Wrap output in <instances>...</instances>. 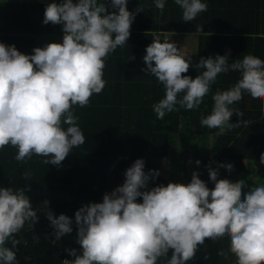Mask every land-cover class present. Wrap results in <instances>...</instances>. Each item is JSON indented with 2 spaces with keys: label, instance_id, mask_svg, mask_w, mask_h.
<instances>
[{
  "label": "clouds",
  "instance_id": "9594fccd",
  "mask_svg": "<svg viewBox=\"0 0 264 264\" xmlns=\"http://www.w3.org/2000/svg\"><path fill=\"white\" fill-rule=\"evenodd\" d=\"M38 2L45 3L44 25H62V43L35 47L29 55L14 44L0 42V151L12 147L17 150V162L38 156L42 163L60 167L74 148L85 143L75 107L88 106L93 95L103 92L109 56L128 43L136 14L145 9L139 4L130 12L129 0H110L112 11L104 0ZM174 3L182 10L183 22L195 21L208 10L202 0ZM154 4L165 10V0H154ZM196 31L202 32V25ZM145 53L141 71L155 77L165 90L152 106L158 120L178 110L177 105L198 109L217 77L228 72H238L240 78L227 90L216 89L211 113L201 117L202 127L219 129L217 136L248 127V120L230 123L234 113L244 115L233 105L245 94L264 103V60L257 56L249 54L232 63L230 50L225 55L201 57L195 65L199 74L193 79L184 75L192 67V56L175 42L161 41L153 34ZM134 59L131 55L129 60ZM211 163L216 162L206 167L213 188L200 178L199 171H193L187 184L169 182L149 189L150 180L161 173L145 172V161L136 159L124 172L123 184L106 192L102 202L80 207L74 221L63 213L56 216L44 200V215L56 240L73 233L75 223L80 248L64 249L73 259L63 264H187L206 239L215 242L225 237L228 252L221 250L219 256L227 260L231 253L235 264H264V185L249 187L245 180L218 178L220 168L231 173L234 165L217 163L213 168ZM260 164L264 165V153ZM22 175L27 180L31 173ZM28 191L30 185L0 186V264H18L16 236L26 224L29 230L34 228L39 219ZM33 240L39 243V236ZM9 242L11 247L6 246ZM203 258L209 259L207 254Z\"/></svg>",
  "mask_w": 264,
  "mask_h": 264
},
{
  "label": "trees",
  "instance_id": "16d2710c",
  "mask_svg": "<svg viewBox=\"0 0 264 264\" xmlns=\"http://www.w3.org/2000/svg\"><path fill=\"white\" fill-rule=\"evenodd\" d=\"M104 2L112 11L110 0ZM202 2L207 3L208 10L199 14L195 21L183 22L182 10L174 0H165L163 12L155 8L154 0H129L127 7L130 12L135 11L139 4L145 11L136 14L128 43L109 56L104 70L107 85L103 92L93 95L88 106L75 107L85 143L74 148L60 167L46 165L38 156H33L26 163L17 162L14 159L17 150L12 147L0 151V186L16 189L30 185L31 191L26 195L39 216L34 228L29 230L26 224L16 236L20 241L18 264H63L66 258L73 259L64 249L80 248L76 242L75 223L73 233L56 240L54 230L44 215L43 201L50 202L49 208L56 216L63 213L74 221L75 212L80 207L102 202L106 192L110 193L122 185L124 172L136 159L145 161V172L159 170L161 173L154 181L150 180L149 189L161 184L166 186L169 182L181 183L177 177L175 179L164 172L154 158L169 157L176 147L180 150L178 146L181 144L180 152L177 151L180 155L184 149L187 150V142L196 140L202 142V152L196 154L197 150H194V159L199 160L200 156V178L209 188L214 187L206 167L211 161L216 162L211 163L213 168L217 163H232L234 171L229 173L220 168L218 177L232 182L247 180L252 173L264 176V168L256 166L261 153H264V103L245 94L240 102L233 105L244 115L238 117L234 113L230 123L248 120V127L241 126L220 136L216 135L219 129L202 127L200 123L201 117L212 111V95L216 89L223 91L232 87L240 78L238 72L220 74L212 92L198 109L185 110L177 105L178 110L166 114L163 121L158 120L153 112V104L165 95L163 85L141 71L145 67L143 56L146 47L152 43L153 34L158 35L161 41L168 39V32L181 36L195 35V51L189 55L192 56V67L184 74L193 79L199 74L195 65L201 57L225 55L230 50L229 63L249 54L264 60V0ZM44 10L45 3L38 0H0V42L14 44L20 52L31 55L38 47V34L63 35L62 25L42 23ZM197 25H202V32L196 31ZM179 41L171 42L184 52ZM131 55L134 60H129ZM62 127L66 129L68 125ZM26 171L31 173L27 180L22 175ZM240 171L243 173L235 174ZM184 177L185 184L189 183L191 177L188 173ZM256 184L264 185V179ZM137 202H142V198ZM34 235L39 236V243L34 242ZM6 246L11 247V243ZM228 248L227 237L215 242L206 239L197 250L196 258L187 264H235L236 258L231 253L227 260L218 255L221 250L228 252ZM205 254L208 260H204Z\"/></svg>",
  "mask_w": 264,
  "mask_h": 264
},
{
  "label": "rangeland",
  "instance_id": "374dc122",
  "mask_svg": "<svg viewBox=\"0 0 264 264\" xmlns=\"http://www.w3.org/2000/svg\"><path fill=\"white\" fill-rule=\"evenodd\" d=\"M59 36V35H57ZM167 38L170 41H179L180 45L182 46V50H184L185 53H187V55H191L193 54V52L195 51V35L194 36H186V35H177L174 32H168L167 33ZM42 42H44L45 44L50 43V42H57L56 37H51L50 38H46L45 40H42ZM42 44V47L45 45ZM178 148H180L181 150V144L180 146H178ZM186 149L183 150V152H181V154H177V151L180 152V150L177 149V147L174 149V151L171 153V155L169 157H157L154 158L155 162L157 163V165H159V167L166 173L170 174L171 176H173L174 178L177 177V180L180 181L181 183L185 184V175L191 177L192 172L193 171H199L200 170V165L197 166L195 164V156L196 154H200L202 152V142L200 141H190L186 143ZM194 150H197V153L194 154ZM186 152V154L182 157L181 155L184 154ZM178 159V160H177ZM199 160H201L200 156L198 157ZM189 161H191V163H189ZM258 168L263 169L264 165L259 163L256 165ZM189 169V172H188ZM185 170V171H184ZM186 172V173H185ZM243 171L237 172L235 174H242ZM177 174H179L177 176ZM180 175H182V177H180ZM263 174H255L252 173L249 177V179L245 180L248 184L249 187L252 186H257L256 183H260L263 179L264 176H262ZM180 177V178H179ZM176 179V178H175ZM248 189L245 188L242 191L246 192Z\"/></svg>",
  "mask_w": 264,
  "mask_h": 264
},
{
  "label": "crops",
  "instance_id": "0c3cea01",
  "mask_svg": "<svg viewBox=\"0 0 264 264\" xmlns=\"http://www.w3.org/2000/svg\"><path fill=\"white\" fill-rule=\"evenodd\" d=\"M51 37H56L57 42L58 43H62L63 35L57 36L56 34H43V35L38 34L37 37H36L37 38L36 39L37 46L39 47V45H40L42 47V44H45L44 42H42V40H45L46 38H50L51 39Z\"/></svg>",
  "mask_w": 264,
  "mask_h": 264
},
{
  "label": "built area",
  "instance_id": "2783aa9c",
  "mask_svg": "<svg viewBox=\"0 0 264 264\" xmlns=\"http://www.w3.org/2000/svg\"><path fill=\"white\" fill-rule=\"evenodd\" d=\"M66 259H69V258H66Z\"/></svg>",
  "mask_w": 264,
  "mask_h": 264
}]
</instances>
